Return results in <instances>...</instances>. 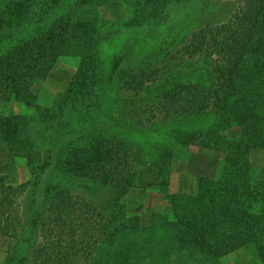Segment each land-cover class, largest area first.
<instances>
[{
	"label": "rangeland",
	"instance_id": "374dc122",
	"mask_svg": "<svg viewBox=\"0 0 264 264\" xmlns=\"http://www.w3.org/2000/svg\"><path fill=\"white\" fill-rule=\"evenodd\" d=\"M83 1L0 0V264H264L239 238L264 234V139L185 108L217 61L191 36L237 0Z\"/></svg>",
	"mask_w": 264,
	"mask_h": 264
},
{
	"label": "trees",
	"instance_id": "16d2710c",
	"mask_svg": "<svg viewBox=\"0 0 264 264\" xmlns=\"http://www.w3.org/2000/svg\"><path fill=\"white\" fill-rule=\"evenodd\" d=\"M93 1L107 2V0H85L78 4L76 9L82 6L87 7V5L89 6ZM237 3V10L228 19V21L222 24H209L198 28L191 36L193 37L191 42L193 43L191 48V55L193 58H211L216 56L217 61L214 62L215 68L213 69L214 73L212 75L214 78V86L212 90L209 91V93H201L196 87L197 85H193V92L191 93L193 95V101H186L185 108H187V111L193 110V113L211 110L216 115L218 122H220V120L222 122L228 119L231 124H236L242 130L246 131L247 137L251 140H263L264 0H237ZM43 55H45V53L41 52V56ZM188 93L189 92L186 91L184 92V95L189 96ZM197 95H200V97ZM229 111L231 113V117L228 116ZM11 120V118L5 119L7 126H10ZM246 122L249 123V125ZM255 125H259V127H256ZM8 130L9 128H7V131ZM213 132L215 131L211 129L209 134ZM248 134L250 136H248ZM175 136L179 139V141L185 140L183 138L184 135L181 136L176 133ZM202 140L203 139H201V137H197L193 139V142ZM242 141L243 140L241 139V142ZM98 143H92L80 151L81 153H84L83 159H86L88 157V152L91 151H94V155H100V153H102V149H97L96 147ZM106 145L105 151L109 156H105L102 161L97 159L98 163L101 162L100 167H96L99 168L97 176L102 181H111V179H113L111 177L116 175L117 171L113 167L117 165L119 168L120 166H123V163L120 165L115 164L116 161L112 155L114 151L118 150L120 143L118 142V145L113 146L112 143L109 142ZM128 149L130 148L128 147ZM133 152L134 151L132 150V153ZM123 155V158L126 156L127 160L130 158L126 152H124ZM111 168L116 171L111 172ZM126 176L122 177L123 182L125 181ZM87 187L93 191H98V184L96 186L88 184ZM51 191L52 190L50 188L46 187L45 196L49 194V197L52 199ZM111 209L109 221L112 222V214L115 208L111 207ZM244 209L246 211H250L247 207H244ZM197 212L201 214L197 215V218L202 219V217L205 216L202 209L197 210ZM260 214L261 213H259L256 218V225L261 227L262 223L263 227L260 229H263L264 220L259 222V218L261 217ZM262 214H264V209ZM101 223V229L103 231L106 230L107 224L105 225L104 219H101ZM122 226L125 227L124 224H122ZM248 237L253 240L259 238L263 246L261 251H264V234L258 233L257 236L250 235L239 238L246 241ZM137 248L139 250L136 252L135 249ZM208 248L211 249V251L208 252L207 255L214 257L221 255L218 249H214L210 245L206 246L203 242H199L194 239L193 253L190 252V255L197 257V255L199 256L201 252L209 251ZM141 250L142 248L134 245V253L137 254Z\"/></svg>",
	"mask_w": 264,
	"mask_h": 264
}]
</instances>
